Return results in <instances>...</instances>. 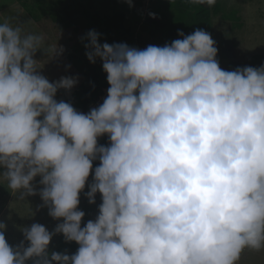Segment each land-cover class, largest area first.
Masks as SVG:
<instances>
[{"label":"clouds","instance_id":"clouds-1","mask_svg":"<svg viewBox=\"0 0 264 264\" xmlns=\"http://www.w3.org/2000/svg\"><path fill=\"white\" fill-rule=\"evenodd\" d=\"M178 34L139 49L90 30L86 55L101 58L110 87L83 113L55 98L77 78L50 82L34 58L64 48L0 22V176L63 218L53 231L22 227L15 247L0 221V264H239L245 250H264V65L226 71L210 33ZM96 160L85 195L102 203L82 227ZM60 233L79 245L74 254L49 252Z\"/></svg>","mask_w":264,"mask_h":264},{"label":"rangeland","instance_id":"rangeland-1","mask_svg":"<svg viewBox=\"0 0 264 264\" xmlns=\"http://www.w3.org/2000/svg\"><path fill=\"white\" fill-rule=\"evenodd\" d=\"M28 2L26 9L22 2ZM88 0H0V22L9 20L13 26L24 24L26 31L43 34L47 43L62 46L64 51L52 59H49L43 49L38 50L35 59L42 67L39 72L50 82H55L64 76L77 78L78 82L70 90L59 89L56 94L57 101L63 100L71 94L75 88L85 79V72L91 70L92 62L86 61L88 49L83 46L82 50H75V59H85L83 70L79 68L76 60L73 61L69 55L73 42H66L51 37L43 30L41 24L32 16L31 10L41 21L52 23V12L68 6H79L87 3ZM220 3L219 12L214 7L208 12L201 11L198 4L190 0H117L118 9L125 12V19L122 21V28H115L112 25L103 28L104 35L100 43H127L130 47L144 49L149 45L161 46L163 41L157 36H152L143 31L146 20V13L149 8L154 7L158 13H162L167 19L177 23L185 29V35L193 33L197 28L203 29L211 34L216 41L218 48L217 59L220 67L226 71H234L237 67L264 65V0H218ZM102 14L114 13L112 7L115 0H96ZM30 10V11H29ZM183 39L177 37L172 39ZM72 55V54H71ZM262 55L263 59L256 56ZM101 58L97 57V60ZM73 61V62H72ZM99 163V160L93 164ZM93 173L90 174L85 189L80 194L79 209L85 212L82 220V227L86 226L89 220H94L99 213V205L102 203L101 194H96V203L90 204L85 195L89 191L88 185L93 181ZM41 177L37 176L33 181L37 191L43 187L39 184ZM43 201L39 194L20 199L19 194H13L7 188V181L0 176V221L6 222L8 227L5 231L6 239L10 245L15 247L24 240L22 227L30 226L33 223H40L53 231L63 218L56 220L48 214L47 207H40ZM63 234L53 236L49 244V252L59 251ZM25 242L27 246L28 242ZM62 253L71 255L72 249L68 245L63 246ZM26 264H34L32 259ZM55 264V262H54ZM239 264H264V250H245Z\"/></svg>","mask_w":264,"mask_h":264},{"label":"trees","instance_id":"trees-1","mask_svg":"<svg viewBox=\"0 0 264 264\" xmlns=\"http://www.w3.org/2000/svg\"><path fill=\"white\" fill-rule=\"evenodd\" d=\"M217 1L218 0H216V4L212 6L216 13H218V10L220 9V3ZM22 3L26 9L30 6L27 1ZM198 6L203 12H208L213 9L206 4H198ZM112 9L114 11L112 15L107 13L102 14L96 0H88L87 3L80 4L79 6L70 5L67 8L63 7L58 11L54 10L52 12L51 25L47 24V22L41 21L39 17L35 15L34 10L29 11L38 23L41 24L43 30L51 37L74 43L72 49L68 52L72 60H76L75 64L83 70L85 59L86 61L89 60L88 57L84 60L79 58L75 59L74 57V51L82 50L84 44L86 45L88 43L86 39L82 40V38L86 37V34L90 30H95L101 34V39L105 31L103 28H100L101 25H112L119 29L123 27L122 21L125 19V12L118 9L117 0H115ZM152 13H155V17L151 15ZM143 31L160 38L163 41L161 46L170 44L172 39L180 37L178 34L180 31L185 33V29L177 25V23L167 19L162 13H158L154 7L149 8L146 13ZM256 57L263 59L262 55H257ZM102 63V60H97L96 58V62L91 66V70L85 72V79L71 94L68 95V97L63 99V101L71 103L77 111L87 113L90 105L93 102L99 101L101 95L104 94L105 89L110 87L107 81V73L103 70ZM98 142L99 144L107 145L109 143L108 136L105 135L100 137ZM98 164L99 163L93 164V170ZM66 245L72 249V254H74L79 248V245L75 241H66L63 236L59 252L62 251L63 246Z\"/></svg>","mask_w":264,"mask_h":264},{"label":"built area","instance_id":"built-area-1","mask_svg":"<svg viewBox=\"0 0 264 264\" xmlns=\"http://www.w3.org/2000/svg\"><path fill=\"white\" fill-rule=\"evenodd\" d=\"M107 90H108V88L105 89V92H104L103 95H101L99 101H97V102H95V103L92 104V106L90 107L89 111H90L92 108H94V107H98L100 104L103 103V100L106 98V96H107V94H108Z\"/></svg>","mask_w":264,"mask_h":264}]
</instances>
